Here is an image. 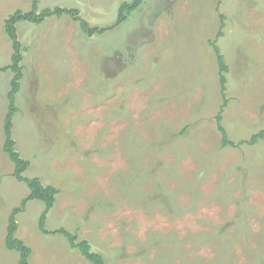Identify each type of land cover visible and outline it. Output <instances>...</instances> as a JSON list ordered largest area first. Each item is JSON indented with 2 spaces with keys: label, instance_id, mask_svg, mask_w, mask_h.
<instances>
[{
  "label": "rangeland",
  "instance_id": "obj_1",
  "mask_svg": "<svg viewBox=\"0 0 264 264\" xmlns=\"http://www.w3.org/2000/svg\"><path fill=\"white\" fill-rule=\"evenodd\" d=\"M35 1L38 14L78 9L106 28L132 0H0V68L13 56L5 20ZM16 27L12 138L25 177L59 191L48 231L89 242L105 264H264V139L241 144L264 132V0H144L91 37L68 15ZM211 42L228 66L224 108ZM13 76L0 73V264L19 262L5 239L30 194L4 152ZM44 211L34 200L16 218L30 264H90L42 233Z\"/></svg>",
  "mask_w": 264,
  "mask_h": 264
},
{
  "label": "trees",
  "instance_id": "obj_2",
  "mask_svg": "<svg viewBox=\"0 0 264 264\" xmlns=\"http://www.w3.org/2000/svg\"><path fill=\"white\" fill-rule=\"evenodd\" d=\"M143 1L144 0H132L131 2L122 3L118 10L117 21L115 22L114 25L106 28L91 26L85 19H83L80 16L78 9L57 7L55 9H43L38 14L36 9L37 8L36 1L34 2V6L31 11L23 12L22 10H17L5 20L4 29L8 38L12 42L13 56H12V63L7 67L0 68V73L10 70L14 74V76L10 84L11 89L8 94L9 106L4 120V130H5L4 152L9 156L10 160L14 164L15 167L14 177L18 181L24 182L27 185L28 189L30 190V194L28 195L27 198L23 200L22 205L20 207H16L12 211L9 217L7 235L5 239L6 248L9 251H14L19 253L20 259L18 264H30L29 260L32 254V250L29 246L25 244V242H23L21 239L16 237V233L18 230V222L16 218L20 213H22L25 210L27 203L34 200L40 201L45 205V211L42 213L39 221V228L42 231V233H44L45 235H50V234L63 235L67 239L70 247L72 249L78 250L79 253L90 264H105V261L101 254L94 252L92 250V247L89 244V242L85 240H79L78 236L70 233L64 228L52 232L46 229L45 226H46L47 215L53 209L56 202V196L59 194V191L52 186H44L39 178L30 179L25 177L24 175L25 172L30 167V161L21 157L20 153L16 149L15 141L12 138L13 117L18 112V107L16 106V95L20 91L21 80L23 78V67L20 65L22 61L21 44L18 40L16 25L23 21L32 22L35 24H41L48 18L62 17L63 15H68L73 20L79 23L83 33L91 37L94 36L95 34H103L109 30H113L114 28L118 27L120 24L125 22L129 18V16L140 7V5H142ZM221 27H223V23ZM222 34H223L222 30H220L218 36H222ZM211 45L214 49L219 64V71H220L219 79L221 85V93L223 98L225 99L223 105L224 108L227 105L225 91L227 89L226 73L228 72V66L217 44L215 42H211ZM222 120L223 118L220 113L217 116V123H218V129L222 133V138H223L222 145L224 147L227 146L234 147L236 146V143L232 142L230 138H228L227 132L222 125ZM182 133H184V131ZM263 139H264V132H261L259 134L253 135L251 140L243 141L241 144H247L253 146L256 145L259 142V140H263Z\"/></svg>",
  "mask_w": 264,
  "mask_h": 264
}]
</instances>
